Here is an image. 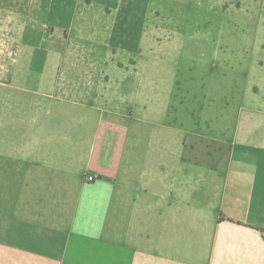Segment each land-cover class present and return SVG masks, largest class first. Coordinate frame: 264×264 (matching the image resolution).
I'll return each mask as SVG.
<instances>
[{"label":"crops","instance_id":"crops-1","mask_svg":"<svg viewBox=\"0 0 264 264\" xmlns=\"http://www.w3.org/2000/svg\"><path fill=\"white\" fill-rule=\"evenodd\" d=\"M0 264H264V0H0Z\"/></svg>","mask_w":264,"mask_h":264},{"label":"rangeland","instance_id":"rangeland-1","mask_svg":"<svg viewBox=\"0 0 264 264\" xmlns=\"http://www.w3.org/2000/svg\"><path fill=\"white\" fill-rule=\"evenodd\" d=\"M222 1L226 2V4L228 6H231L232 3H233V5H235L237 0H222ZM253 1H254V5L258 6L261 0H253ZM248 5H249V3L247 4V6ZM252 7H253V5H252ZM242 11L241 12H237L235 10L230 11L228 14H226L224 21L225 20L227 21V19H228V21H230L231 20V17L238 16V14L239 15H242ZM249 11H250L249 13L251 15L252 14H255V16H256V14H257V7L254 6ZM183 13H184V17H186V18H188L190 20H193L195 17L196 18L200 17L199 11L198 10H195V8H193V7H191V9H185V10H183ZM207 17H211L213 19L215 17V14L208 12L207 13ZM197 27H198V24L195 23V21L193 20V22L191 23V28H189V30H188L191 33V35H194V36L196 35V32L195 31L198 30ZM180 31L182 32L181 29H180ZM198 44H199V39L197 38V36L195 38L190 39V40H187L185 37L184 38L183 37L181 38V36H180V39L179 40L176 39L173 45H175V46H186V47H190V46H194V45L197 46ZM189 82L191 84L190 85V90H191L192 95H193V91L195 89H197V90L199 89V87L197 85H198V83L200 81L199 80L194 81V79H193V80H188L187 81V83H189ZM241 90H242V88L240 87V94H241ZM214 95L215 94L213 93V96ZM205 106H207V105L205 104ZM211 106L214 108V105H211ZM201 145L205 148L204 154L206 153V156H204V158H206V160L208 162H216V161H219V160L225 161V159H226V148L225 147H221V149L218 150L220 148L219 145H214V144H212L209 141L204 142V143L201 142Z\"/></svg>","mask_w":264,"mask_h":264},{"label":"built area","instance_id":"built-area-1","mask_svg":"<svg viewBox=\"0 0 264 264\" xmlns=\"http://www.w3.org/2000/svg\"><path fill=\"white\" fill-rule=\"evenodd\" d=\"M94 180V178L92 177V176H88L87 178H86V181L87 182H92Z\"/></svg>","mask_w":264,"mask_h":264}]
</instances>
